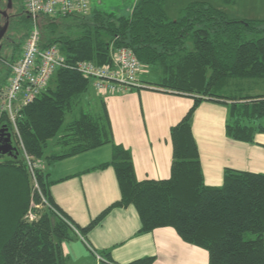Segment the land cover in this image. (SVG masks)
I'll use <instances>...</instances> for the list:
<instances>
[{
  "label": "trees",
  "instance_id": "obj_1",
  "mask_svg": "<svg viewBox=\"0 0 264 264\" xmlns=\"http://www.w3.org/2000/svg\"><path fill=\"white\" fill-rule=\"evenodd\" d=\"M180 14L171 20L162 0H137L128 16L93 10L85 16L38 17L40 49L55 45L70 64L103 65L109 62L111 45L129 48L144 67L160 72L158 82H147L148 87L190 96L194 102L170 130V177L138 181L131 153L113 143L105 107L101 119L80 112L78 119L65 125L66 113L72 112L90 84L75 71H56L50 80L54 87L48 85L16 117L23 147L35 160L51 165L110 144L111 160L95 169L113 168L120 199L86 227L75 226L53 201L54 182L45 171L36 170L35 187L23 159H5L0 162V264H67L63 243L77 233L86 236L112 209L130 205L139 217V234L171 227L184 242L206 250L208 264H264V174L226 169L221 186L205 185L191 131L196 107L205 98L223 97L228 81L264 80V20L231 19L202 1L187 4ZM23 16L31 22L24 14L16 20ZM17 51L12 46L6 57L0 52L9 74ZM236 101L229 107L226 134L253 143L254 135L264 132V95ZM0 124L12 130L5 114ZM58 137L68 149L46 156L49 141ZM31 202L40 207L32 222L26 216ZM100 256L103 264L110 261L108 253ZM151 262L143 258L131 264Z\"/></svg>",
  "mask_w": 264,
  "mask_h": 264
},
{
  "label": "crops",
  "instance_id": "obj_2",
  "mask_svg": "<svg viewBox=\"0 0 264 264\" xmlns=\"http://www.w3.org/2000/svg\"><path fill=\"white\" fill-rule=\"evenodd\" d=\"M162 1L171 11H180L191 2L202 1L231 19L264 20V0H233L231 4L221 0ZM124 3L126 10L128 1ZM141 81L148 82L143 78ZM236 81L231 80L224 87L223 97L205 98L191 118V131L207 186H221L226 169L264 174V132L256 133L253 143L237 141L226 134L231 103L237 99L236 102H241L240 98L248 96L264 95L259 90V83L264 80H254L246 87ZM239 90L246 92L235 95ZM92 93L101 103L96 117L103 118L105 107L113 143L131 153L136 179H168L172 162L170 130L193 106V98L157 89L106 96ZM66 149L68 147L58 137L49 141L45 155L61 154ZM111 155L112 146L107 144L54 161L51 165L41 161L42 171L54 182L50 187L53 201L75 226L86 227L120 199L113 168L95 169L109 162ZM139 229V217L133 206L114 208L86 236L77 233L67 245L63 243V255L68 259L67 264H103L97 259L101 258V253L110 256V261L105 264H131L143 258H151V264H208L207 251L184 242L173 228H157L145 234H139Z\"/></svg>",
  "mask_w": 264,
  "mask_h": 264
},
{
  "label": "built area",
  "instance_id": "obj_3",
  "mask_svg": "<svg viewBox=\"0 0 264 264\" xmlns=\"http://www.w3.org/2000/svg\"><path fill=\"white\" fill-rule=\"evenodd\" d=\"M21 1L23 9L31 19V29L19 55L8 65L10 76L0 96V118L5 114L15 129L20 146L19 151L28 174L37 187L36 170L41 169V163H38L39 168H37V160L26 153L17 132L15 120L23 107L45 91L56 71L65 69L77 72L89 81L91 87L100 96L152 88L141 82L145 68L129 48H115L111 45L109 62L103 65L88 61L70 64L59 47L55 45L40 49L39 16H85L90 12L92 0ZM37 208L40 207L31 202L28 210L30 222L38 219L39 215L34 211Z\"/></svg>",
  "mask_w": 264,
  "mask_h": 264
},
{
  "label": "rangeland",
  "instance_id": "obj_4",
  "mask_svg": "<svg viewBox=\"0 0 264 264\" xmlns=\"http://www.w3.org/2000/svg\"><path fill=\"white\" fill-rule=\"evenodd\" d=\"M128 1V8L125 10V3ZM135 0H92L91 4H90V11L96 10L99 12H103V13H114L115 15L118 16H128L130 14V8L133 6ZM164 8L167 12V15L169 16V19L174 20L177 19L178 17H180V11H171L169 9V5H167V3L164 4ZM16 10L17 13L19 10H21V12H19L20 15H23V6H22V2H16L14 5L13 10ZM18 26H22L21 30L24 32H28L31 29V22L29 20H26L25 17H19L18 21L16 23ZM189 47H191V44H188ZM145 68V73L143 74L142 78L144 80H147L148 82L151 83H155L158 82V79L160 78V72L154 68L151 67H144ZM236 81V80H235ZM238 82L242 87H246L249 84H252L253 82H255L254 80H238L236 81ZM257 82V81H256ZM229 83V81L227 82V84ZM7 84V81L3 82V86L5 87ZM49 87L53 88L54 87V82L51 81L49 83ZM259 87H260V91H262L264 93V81H260L259 83ZM94 92L92 90V87L89 85V88L87 90V92H85L78 100L76 106L74 107L73 111L70 113H66L65 115V125L71 123L72 121L78 119L80 112H84L88 115H90L93 118H97V113L99 112L100 108H101V103L99 98L96 99V97H94V94L92 93ZM243 92H246V90H239L235 92V95H244ZM93 99V101H92ZM16 123V120H15ZM12 126V125H11ZM12 135H13V140L15 142V145L17 146V149L20 150V146H19V142H18V137L17 134L15 132V129L12 127ZM22 159V156H21ZM5 159L1 158L0 162H3ZM38 163H42L41 161H37V168H39ZM38 170V169H37ZM27 216V215H26ZM247 237H251V235H247ZM263 240H264V235H263ZM65 245H67V242L64 243Z\"/></svg>",
  "mask_w": 264,
  "mask_h": 264
},
{
  "label": "flooded vegetation",
  "instance_id": "obj_5",
  "mask_svg": "<svg viewBox=\"0 0 264 264\" xmlns=\"http://www.w3.org/2000/svg\"><path fill=\"white\" fill-rule=\"evenodd\" d=\"M19 1L21 0H0V29L5 24H7L6 31L0 40V52H2V54L4 53L3 55L5 57L7 55H10L12 46L18 48V51L16 52L15 55L19 54L24 42L26 41V39H24L23 43L21 44L20 39L27 32L26 31L23 32L21 30L22 26L21 25L18 26L16 24L18 21L16 20V16L19 14V12H21V10H19L18 13L15 9L13 10L15 3ZM23 12H24L23 14L26 16L27 14L25 10ZM10 28H12V30H10ZM2 62L3 59L0 58V96L6 87L3 86V82L7 81L8 83L10 76V74L2 67L1 64ZM0 130H2L0 132V159L1 158L14 159V156L21 159V153L19 152V149H17V146L15 145L11 130L6 126V124H0ZM7 144H9L11 148L14 150L12 151L11 155H9L8 153L6 154L2 153L4 150H7L8 148Z\"/></svg>",
  "mask_w": 264,
  "mask_h": 264
},
{
  "label": "water",
  "instance_id": "obj_6",
  "mask_svg": "<svg viewBox=\"0 0 264 264\" xmlns=\"http://www.w3.org/2000/svg\"><path fill=\"white\" fill-rule=\"evenodd\" d=\"M6 28H7V24H5L1 29H0V40H1V38H2V36L4 35V33H5V31H6ZM2 130H0V132H1ZM8 140V139H7ZM7 146H8V148H7V150H4L2 153L3 154H6V153H8L9 155H11L12 154V151H14L12 148H11V146L9 145V144H7ZM11 150V151H10ZM17 157L16 156H14V159H16Z\"/></svg>",
  "mask_w": 264,
  "mask_h": 264
},
{
  "label": "bare ground",
  "instance_id": "obj_7",
  "mask_svg": "<svg viewBox=\"0 0 264 264\" xmlns=\"http://www.w3.org/2000/svg\"><path fill=\"white\" fill-rule=\"evenodd\" d=\"M27 219L30 220V218H29V214H27Z\"/></svg>",
  "mask_w": 264,
  "mask_h": 264
}]
</instances>
